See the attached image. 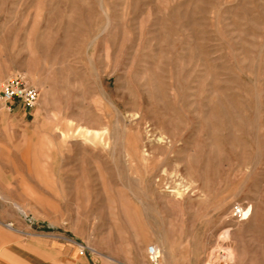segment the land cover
Returning a JSON list of instances; mask_svg holds the SVG:
<instances>
[{"label":"rangeland","instance_id":"rangeland-1","mask_svg":"<svg viewBox=\"0 0 264 264\" xmlns=\"http://www.w3.org/2000/svg\"><path fill=\"white\" fill-rule=\"evenodd\" d=\"M16 76L0 220L46 262L264 264V0H0Z\"/></svg>","mask_w":264,"mask_h":264},{"label":"crops","instance_id":"crops-1","mask_svg":"<svg viewBox=\"0 0 264 264\" xmlns=\"http://www.w3.org/2000/svg\"><path fill=\"white\" fill-rule=\"evenodd\" d=\"M14 220L4 223L0 220V264H45L44 258L34 251V244L27 238L19 237L25 235L18 230ZM27 235V234H26ZM73 264H83V259L72 258ZM45 262V263H44ZM71 262V260H70ZM52 263V262H48ZM60 264V263H54ZM64 264V263H63ZM71 264V263H69Z\"/></svg>","mask_w":264,"mask_h":264},{"label":"built area","instance_id":"built-area-1","mask_svg":"<svg viewBox=\"0 0 264 264\" xmlns=\"http://www.w3.org/2000/svg\"><path fill=\"white\" fill-rule=\"evenodd\" d=\"M40 98L39 91L32 86H29L25 80L16 76L9 80L0 90V104L12 106L14 102L21 103L26 109L33 108ZM151 256H155V249L150 248Z\"/></svg>","mask_w":264,"mask_h":264},{"label":"bare ground","instance_id":"bare-ground-1","mask_svg":"<svg viewBox=\"0 0 264 264\" xmlns=\"http://www.w3.org/2000/svg\"><path fill=\"white\" fill-rule=\"evenodd\" d=\"M248 213H249V210L248 209H246L245 210V212L243 213V214H241L244 218L248 215ZM154 248V247H153ZM155 249V248H154ZM148 251H150V249L148 250ZM158 254H157V250L155 249V256H157Z\"/></svg>","mask_w":264,"mask_h":264}]
</instances>
